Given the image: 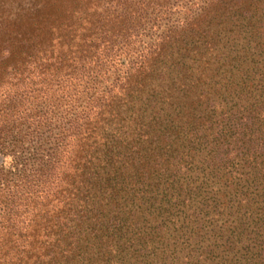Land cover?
Listing matches in <instances>:
<instances>
[{"label": "trees", "instance_id": "1", "mask_svg": "<svg viewBox=\"0 0 264 264\" xmlns=\"http://www.w3.org/2000/svg\"><path fill=\"white\" fill-rule=\"evenodd\" d=\"M0 264H264V0H0Z\"/></svg>", "mask_w": 264, "mask_h": 264}]
</instances>
